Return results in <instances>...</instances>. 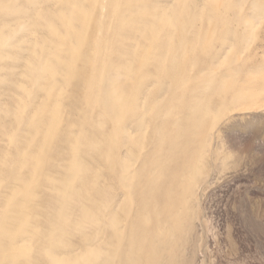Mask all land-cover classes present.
<instances>
[{
    "label": "rangeland",
    "instance_id": "rangeland-1",
    "mask_svg": "<svg viewBox=\"0 0 264 264\" xmlns=\"http://www.w3.org/2000/svg\"><path fill=\"white\" fill-rule=\"evenodd\" d=\"M0 264H264V0H0Z\"/></svg>",
    "mask_w": 264,
    "mask_h": 264
}]
</instances>
